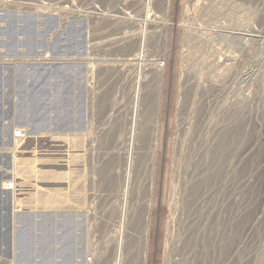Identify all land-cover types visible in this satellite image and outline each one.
<instances>
[{
	"label": "rangeland",
	"instance_id": "374dc122",
	"mask_svg": "<svg viewBox=\"0 0 264 264\" xmlns=\"http://www.w3.org/2000/svg\"><path fill=\"white\" fill-rule=\"evenodd\" d=\"M64 1L0 0V264H108L123 227L142 264L149 209L145 264H264V0Z\"/></svg>",
	"mask_w": 264,
	"mask_h": 264
},
{
	"label": "bare ground",
	"instance_id": "6f19581e",
	"mask_svg": "<svg viewBox=\"0 0 264 264\" xmlns=\"http://www.w3.org/2000/svg\"><path fill=\"white\" fill-rule=\"evenodd\" d=\"M67 1V0H66ZM66 1H64V2H66ZM167 3H169V1H166ZM159 6H161L160 8H162L163 9V7L165 8V4L164 3H160L159 4ZM193 8V7H192ZM168 9V8H167ZM166 9V10H167ZM165 10V9H164ZM94 14V13H93ZM111 16V15H110ZM130 18H133V17H131V16H129ZM123 18V17H122ZM147 21H148V19H144V21H143V23L144 24H146L147 23ZM149 22V21H148ZM141 23V22H140ZM135 34V33H134ZM112 40V39H111ZM119 42V41H118ZM134 56L136 55L135 53L133 54ZM136 57V56H135ZM143 76V75H142ZM159 78V77H158ZM141 81H142V77H141ZM140 78L137 80V82H136V84H139L140 82ZM141 84V83H140ZM139 84V85H140ZM159 87H160V83L159 84H157ZM139 87V86H138ZM136 88V87H135ZM161 88V87H160ZM159 89V88H158ZM140 92V91H139ZM139 92L137 91L135 94H134V96H136V99H137V101H139L140 99V95L141 94H139ZM143 94V93H142ZM161 97V91H159V92H157V94L154 96V95H152L151 93H150V91L148 92V93H145L144 94V97H142V104H144V112L145 111H147L149 108H152V111H153V109L154 108H156L157 110H156V112L159 110L158 108H159V106L160 105H158L157 104V102L158 101H160L159 100V98ZM135 98V97H134ZM138 103V102H137ZM135 104H136V102H135ZM137 105V104H136ZM143 122V121H142ZM133 125V124H132ZM132 135V134H131ZM129 137V136H128ZM134 137V136H133ZM225 137V136H224ZM119 138V137H118ZM130 139V138H129ZM131 139H133L132 137H131ZM57 141V140H56ZM224 142H225V140H224ZM126 146H127V149L125 150V148H124V150H125V152L129 155V156H131L132 154H133V148H134V146H133V140H128V142L126 143ZM123 147H125V146H123ZM131 158V157H130ZM129 162V161H128ZM127 162V163H128ZM127 166H126V168H125V175H124V182H123V184H121L122 185V189H121V191H118V193H117V195L119 196V197H121V202H122V206H121V210H120V214L118 215L119 217H120V219H119V222H120V225L121 224H125V221H126V212H128L127 211V208H126V205H127V198H128V193H129V181H130V167H129V163L128 164H126ZM44 171V170H43ZM114 181V180H113ZM118 181V180H117ZM10 185H11V183H9ZM114 184V183H113ZM8 186V188H10L11 186ZM115 185V184H114ZM7 186V185H6ZM121 187V186H120ZM120 187H118V188H120ZM117 188V189H118ZM120 190V189H119ZM118 200V199H117ZM121 205V204H120ZM118 210H119V207H118ZM112 215H115L114 213H116L115 212V210L113 211L112 210ZM151 213H150V209L147 211V213H146V217H145V226H144V239H145V241H144V246H143V248H144V256H143V258H142V264H145V259H146V249H147V247H148V245H149V230H150V223H151ZM140 216V215H139ZM136 217V216H135ZM134 217V218H135ZM141 217V216H140ZM142 218V217H141ZM141 218H137V219H139V221H140V219ZM137 219H135L136 221H138ZM133 220V219H132ZM142 220V219H141ZM118 221V220H117ZM131 221V220H130ZM142 222V221H141ZM141 222L139 223V226H140V224H141ZM133 223H135V222H133ZM118 225V224H117ZM136 225H137V222H136ZM138 226V225H137ZM136 226V227H137ZM120 227V226H119ZM133 227V226H132ZM135 227V226H134ZM142 227H143V225H142ZM124 228V227H123ZM122 228V229H123ZM128 228H129V226H128ZM121 229V231L119 230V229H116V231H117V233L116 234H118L117 236H119L118 238H120V241L118 242V247H117V253H115V255H114V257H112V259L115 261L113 264H121V261H122V258H123V245H124V243H126V240H125V242H124V234H123V230ZM131 230H135V228H130ZM140 231V230H139ZM128 232V231H127ZM129 232H130V230H129ZM138 232V231H137ZM135 235H136V232L134 233ZM143 234V233H142ZM121 236V237H120ZM128 237V236H127ZM130 237V236H129ZM129 240V239H128ZM127 240V241H128ZM132 240V237H131V239L129 240V241H131ZM134 240V239H133ZM132 240V241H133ZM131 241V242H132ZM131 242H129V245L127 244V246L129 247L128 248V250L130 249V247L133 245V243H131ZM132 244V245H131ZM134 246V245H133ZM149 248V247H148ZM132 249V248H131ZM129 254H130V251H129V253L127 254V262H128V264H132V261H133V258L131 259V260H129L130 259V257H129ZM104 255H106L107 256V254H103V256ZM106 256H104L105 257V259L104 260H106V259H108V258H106ZM128 257H129V259H128ZM103 259V258H102ZM112 259H110V263H111V261H112ZM104 262V261H103ZM106 262V261H105ZM113 262V261H112ZM130 262V263H129ZM109 262H108V264H110ZM105 264V263H104ZM107 264V263H106Z\"/></svg>",
	"mask_w": 264,
	"mask_h": 264
},
{
	"label": "built area",
	"instance_id": "2783aa9c",
	"mask_svg": "<svg viewBox=\"0 0 264 264\" xmlns=\"http://www.w3.org/2000/svg\"><path fill=\"white\" fill-rule=\"evenodd\" d=\"M145 3H146V7H145V9H146V14L144 15V17H143V19H141V21L143 22L144 21V18L145 17H149V19H150V21H149V23L150 22H154L155 21V19H151V16L154 18L155 17V13H154V11L152 10V7H151V0H146L145 1ZM144 8V7H143ZM159 18V17H158ZM140 53H142V52H140ZM139 56H140V58L139 59H141V57H142V55L141 54H139ZM235 55H232V58L233 59H235ZM158 68H160V67H162L163 66V62L162 61H159V62H157V65H156ZM136 105H135V107L133 106V108H132V113H131V119H132V122H133V124L135 123V120H136Z\"/></svg>",
	"mask_w": 264,
	"mask_h": 264
}]
</instances>
